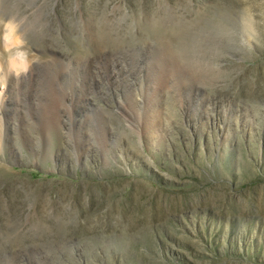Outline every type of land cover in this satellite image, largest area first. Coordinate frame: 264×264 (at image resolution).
<instances>
[{
  "label": "rangeland",
  "instance_id": "obj_1",
  "mask_svg": "<svg viewBox=\"0 0 264 264\" xmlns=\"http://www.w3.org/2000/svg\"><path fill=\"white\" fill-rule=\"evenodd\" d=\"M3 15L29 57L0 109V264H264V0Z\"/></svg>",
  "mask_w": 264,
  "mask_h": 264
},
{
  "label": "clouds",
  "instance_id": "obj_2",
  "mask_svg": "<svg viewBox=\"0 0 264 264\" xmlns=\"http://www.w3.org/2000/svg\"><path fill=\"white\" fill-rule=\"evenodd\" d=\"M0 43L5 51H11V59L20 66V71L27 72L29 52L26 40L19 31V25L13 19H0Z\"/></svg>",
  "mask_w": 264,
  "mask_h": 264
},
{
  "label": "bare ground",
  "instance_id": "obj_3",
  "mask_svg": "<svg viewBox=\"0 0 264 264\" xmlns=\"http://www.w3.org/2000/svg\"><path fill=\"white\" fill-rule=\"evenodd\" d=\"M0 19H13L17 24H18V22L19 23L21 22V20H18L17 18L14 19L12 17L4 16V15L0 16ZM23 25H24V23H23ZM20 27H24V29L23 28H21V29H23V31L25 30L24 31V33H25L26 32L25 26L21 25ZM21 29H19L20 33L23 32V31H21ZM0 31H2V29H0ZM24 33H22V34H24ZM7 52H8V55L6 54ZM11 57H12L11 52L5 51L3 44L0 43V109H1L2 99L4 97V91H5V89H7L6 87L8 86L7 84H9V81L13 76L16 77L19 75V72H17L15 70V68H20V66L18 65V63L15 60L11 59ZM50 127H54V125L53 126L51 125Z\"/></svg>",
  "mask_w": 264,
  "mask_h": 264
}]
</instances>
